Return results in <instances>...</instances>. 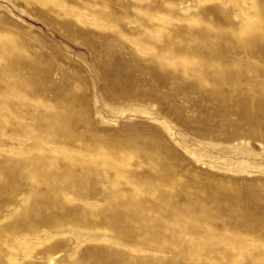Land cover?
<instances>
[{
  "label": "rangeland",
  "instance_id": "rangeland-1",
  "mask_svg": "<svg viewBox=\"0 0 264 264\" xmlns=\"http://www.w3.org/2000/svg\"><path fill=\"white\" fill-rule=\"evenodd\" d=\"M193 263L264 264V0H0V264Z\"/></svg>",
  "mask_w": 264,
  "mask_h": 264
},
{
  "label": "bare ground",
  "instance_id": "bare-ground-1",
  "mask_svg": "<svg viewBox=\"0 0 264 264\" xmlns=\"http://www.w3.org/2000/svg\"><path fill=\"white\" fill-rule=\"evenodd\" d=\"M214 15V14H213ZM251 45V44H250ZM55 115H57V114H55ZM42 183V182H41ZM155 212V211H154ZM131 220V219H130ZM138 221V220H137ZM162 234V233H161ZM247 258V257H246ZM202 263V262H201ZM194 264V263H193ZM198 264V263H197Z\"/></svg>",
  "mask_w": 264,
  "mask_h": 264
}]
</instances>
